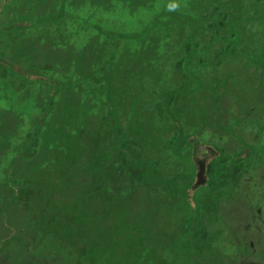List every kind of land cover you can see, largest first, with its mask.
I'll return each instance as SVG.
<instances>
[{
  "label": "rangeland",
  "instance_id": "obj_1",
  "mask_svg": "<svg viewBox=\"0 0 264 264\" xmlns=\"http://www.w3.org/2000/svg\"><path fill=\"white\" fill-rule=\"evenodd\" d=\"M177 1L193 4L18 0L0 15L1 23H8L24 4L32 19L46 12L62 14L0 37V64L5 60L27 72L20 78L0 73V264H264V70L244 56L237 59L239 50L201 72L204 83L210 74L223 80L212 91L198 89L181 99L173 148L162 153L150 140L143 148V158L153 159L161 170L185 173L176 177L178 187L189 185L197 159L205 166L218 152L222 170L234 152L244 154L233 176L209 183L203 167L202 180L191 185L187 201L164 187L118 178L107 169L116 164L111 154L102 156L96 147L106 134L98 131L105 122L94 111L104 97L93 92L94 77L101 79L92 50L95 26H102L98 39L105 41L133 24L139 27L138 20L149 15L145 8L152 11L163 2L169 15ZM252 26V32H264V19ZM252 35L264 45V33ZM121 60L109 73L116 89L131 71ZM41 63L50 68L39 69ZM45 76L62 84L49 98ZM150 76L151 84H158L156 75ZM46 99L51 103L47 110ZM117 109L110 120L122 127L133 123L136 139L137 131L150 135L155 128L159 133L158 121L172 133L170 117H125L124 100ZM191 200L201 208L203 239L184 234Z\"/></svg>",
  "mask_w": 264,
  "mask_h": 264
},
{
  "label": "trees",
  "instance_id": "obj_2",
  "mask_svg": "<svg viewBox=\"0 0 264 264\" xmlns=\"http://www.w3.org/2000/svg\"><path fill=\"white\" fill-rule=\"evenodd\" d=\"M17 1L0 0V15ZM191 1L193 4L189 7L177 1L179 8L171 10L169 15V7L163 2L156 4L152 11L145 8L144 11L149 12L147 13L149 15L138 20L139 27L133 24V29H123L117 32L118 35L110 34L105 41L98 39L99 33L103 32L100 31L102 26H95L96 31L92 40L93 45L97 46L92 50L97 51L96 72L100 74L101 79L94 77L93 92L94 96L103 94L104 97L102 103L96 104L98 108L94 111L97 110V117H102L105 122L100 125L98 131L106 134L104 141L97 143L96 147L102 156L111 154L116 164L112 161L107 169L114 171L118 168V173L123 179L138 176L141 182H148L146 173L150 170L151 162L142 160L140 156L147 142L149 140L150 143L157 142L158 139L163 142L171 140L173 148L177 137L176 121L177 117H180L181 99L186 93L198 89L212 91L219 81H223L218 76L210 74V81L204 83L200 76L201 72L207 68H216L222 61L229 60L235 48L242 54L236 57L237 59L244 56L256 67L264 70V45L254 40L252 35L264 33L261 28L252 32V25L264 19V0H203L200 3ZM135 13H138V10H135ZM135 13L132 11L128 17L133 18ZM57 16H62L61 11L46 12L32 19L27 10L23 9L17 12L14 20L8 23L0 21V37L17 35L25 24L56 19ZM76 25L75 28L78 26ZM83 31L85 30L77 33ZM113 37H124V40H113ZM121 59L126 60L124 65L131 71L129 76L124 78V86L116 89L112 83L114 76L110 78L109 73L114 71L117 61L123 63ZM149 66L153 70L150 71ZM42 68H50V64L41 63L39 69ZM0 73L16 78H20L21 75L27 77V72L15 68L13 63L5 60L0 64ZM150 74L156 75L158 84L154 86L151 84ZM166 74L169 75L168 78L165 77ZM44 80L48 83L46 98L51 97L53 92L62 86L59 79L53 76H45ZM119 98L126 101L128 106L125 117H170L173 121L172 133L169 135L166 132V124L158 121L161 127L159 133L155 128L151 129L150 135L146 130L137 131L139 137L136 139L131 128L134 126L133 123L128 121L122 127L116 120H110V117H117V105L122 102ZM46 100L43 106L45 110L51 104L50 100ZM190 135L184 134V140ZM243 156L242 152H234L231 159L238 161L232 160L230 166L222 170L220 153L213 155L206 161V168L213 171V176L207 174L208 179L215 184L216 181L233 176L241 167L240 160ZM182 173L172 170L171 175L176 178ZM14 190L18 192L20 188L16 186Z\"/></svg>",
  "mask_w": 264,
  "mask_h": 264
},
{
  "label": "flooded vegetation",
  "instance_id": "obj_3",
  "mask_svg": "<svg viewBox=\"0 0 264 264\" xmlns=\"http://www.w3.org/2000/svg\"><path fill=\"white\" fill-rule=\"evenodd\" d=\"M27 6L24 4L23 5V9L26 10ZM22 9V10H23ZM54 20V19H53ZM154 147H156L158 150H160L162 153L163 151H170L172 148V142L169 141H158V142H154ZM140 156H142V160L145 161H150L151 162V167L150 170L146 173L148 179V182L146 181L145 183L140 181V178H138V176H131L129 177L133 179L134 182L138 183L140 186L142 185H147V186H160V187H164L166 190L173 192L175 194H181L182 196H184L186 198L187 201H189L191 199V191L192 188L191 185L193 184L194 180L196 179V170L194 171V174L192 175V178L190 180L189 185H187L186 187L182 188L180 185L179 187L177 186L175 180L177 178H173L172 177V170L167 172V171H163L159 168L158 164L156 163V161H154L153 159L150 160H146L143 158V151L141 152ZM114 160V159H113ZM204 171H203V175L204 178L208 179V175L207 172H205L206 165L204 166ZM119 169H115L112 173L115 174V176H117L118 178H122L121 175H119ZM184 173V172H183ZM117 177L115 180H117ZM180 177H185V173L182 174ZM123 179V178H122ZM125 180V179H123ZM209 183H212L211 180H208ZM214 184V183H213ZM191 189V190H190ZM153 192V190H152ZM190 205H189V212L185 214V219H184V234L190 236V237H197L199 239H203L205 238L204 235V229L201 227V217L199 215L200 213V206L195 205L194 201L191 200L190 201Z\"/></svg>",
  "mask_w": 264,
  "mask_h": 264
},
{
  "label": "water",
  "instance_id": "obj_4",
  "mask_svg": "<svg viewBox=\"0 0 264 264\" xmlns=\"http://www.w3.org/2000/svg\"><path fill=\"white\" fill-rule=\"evenodd\" d=\"M197 164H198V167H197V171H196V180L193 183V186L202 180V171H203V167H204L203 166V160L197 159Z\"/></svg>",
  "mask_w": 264,
  "mask_h": 264
},
{
  "label": "clouds",
  "instance_id": "obj_5",
  "mask_svg": "<svg viewBox=\"0 0 264 264\" xmlns=\"http://www.w3.org/2000/svg\"><path fill=\"white\" fill-rule=\"evenodd\" d=\"M179 8V3H173L170 5V10H176Z\"/></svg>",
  "mask_w": 264,
  "mask_h": 264
}]
</instances>
